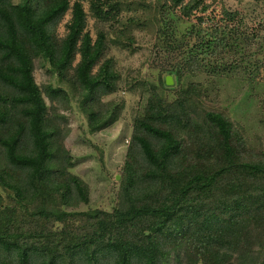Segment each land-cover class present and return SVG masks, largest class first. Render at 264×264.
I'll return each instance as SVG.
<instances>
[{
    "label": "trees",
    "instance_id": "trees-1",
    "mask_svg": "<svg viewBox=\"0 0 264 264\" xmlns=\"http://www.w3.org/2000/svg\"><path fill=\"white\" fill-rule=\"evenodd\" d=\"M235 1L0 0V264H264V145L206 104L214 77L264 82V0ZM170 13L192 21L178 37ZM136 30L181 48V63L158 72V86L167 74L176 81L175 97L129 82L147 95L116 202L77 210L88 186L70 171L63 118L47 103L66 92L41 86L34 64L76 85L83 102L106 97L122 76L105 51H132ZM200 74L205 82L183 83ZM260 107L264 121V96ZM122 108L110 99L91 111L88 131L109 127Z\"/></svg>",
    "mask_w": 264,
    "mask_h": 264
},
{
    "label": "rangeland",
    "instance_id": "rangeland-1",
    "mask_svg": "<svg viewBox=\"0 0 264 264\" xmlns=\"http://www.w3.org/2000/svg\"><path fill=\"white\" fill-rule=\"evenodd\" d=\"M227 2L236 4L235 0H227ZM253 15L246 18L250 24H253L257 12ZM170 16L173 18L174 35L177 37L187 30L192 22L185 18H176L172 13ZM58 32H62V23L58 27ZM134 34L135 48L132 51L114 45H109L105 51V57H114L122 76L118 90L106 97L83 102L82 92L76 85L62 80L57 81L44 70L39 61L34 64V76L41 86L49 82L54 86H60L66 92L65 98L59 97L47 103L53 114L63 118L61 125L65 136L62 142L73 157V167L70 171L78 175L88 186L89 200L80 203L76 207L77 210L89 208L110 210L116 202L118 178L129 141L132 118L136 113H141L147 95L140 85L129 89V82L144 80L148 84H154L168 100L175 97L176 81L171 77L170 84L164 87L158 86V72L160 65L168 67L181 63V48L166 51L154 45L156 38L149 30H136ZM255 47L251 45L247 48L252 52ZM257 57L259 59L262 57L263 61L257 78L264 81V54L260 52ZM182 78L183 83L188 79L205 82L203 74ZM213 79L211 97L206 104L211 108L225 111L230 118L242 124L251 143L264 145V123H262L264 121L260 107V99L264 96V82H248L227 77ZM110 99L122 100L123 108L118 119L105 129L89 132L88 114L102 109Z\"/></svg>",
    "mask_w": 264,
    "mask_h": 264
},
{
    "label": "water",
    "instance_id": "water-1",
    "mask_svg": "<svg viewBox=\"0 0 264 264\" xmlns=\"http://www.w3.org/2000/svg\"><path fill=\"white\" fill-rule=\"evenodd\" d=\"M169 79H171V76L167 75V76L165 77V82H166L167 84H170V80H169Z\"/></svg>",
    "mask_w": 264,
    "mask_h": 264
}]
</instances>
